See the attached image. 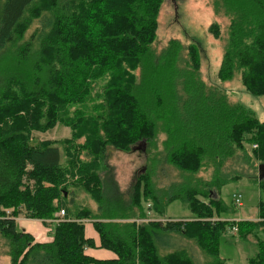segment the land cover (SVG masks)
<instances>
[{"label":"trees","instance_id":"obj_1","mask_svg":"<svg viewBox=\"0 0 264 264\" xmlns=\"http://www.w3.org/2000/svg\"><path fill=\"white\" fill-rule=\"evenodd\" d=\"M163 1L0 0V235L9 264H196L191 245L203 264H229L218 254L219 238L234 226L238 237L254 238L248 264H264V238L257 237L263 204L256 220H227L222 216L233 206L218 196L223 184L242 177L264 189L251 171L253 161L264 165V120L204 84L194 43L170 39L155 53ZM212 6L231 18L218 79L238 75L248 92L264 95V0ZM34 19L38 26L26 39ZM215 24L210 32L218 37ZM103 77L99 102L69 115L68 105L82 102ZM56 123L71 136L32 142L33 132ZM158 131L167 136L166 161L185 180L161 195L151 166L136 179L128 205L107 196L98 171L105 147L150 145ZM210 167L211 179L196 176ZM71 186L96 202V212L73 206ZM173 199L192 216L169 218ZM60 210L63 219L52 223ZM21 214L41 221L47 238L18 228ZM86 223L96 237L86 235ZM86 249L112 256L96 258Z\"/></svg>","mask_w":264,"mask_h":264},{"label":"rangeland","instance_id":"obj_2","mask_svg":"<svg viewBox=\"0 0 264 264\" xmlns=\"http://www.w3.org/2000/svg\"><path fill=\"white\" fill-rule=\"evenodd\" d=\"M230 20V16L226 15L222 9L218 11L213 9L212 0H164L157 15L156 35L152 44L153 49L155 53H159L170 39H177L183 45L194 43L199 48V77L204 84L208 88L220 91L229 102L244 105L252 110L258 119L264 120V95H254L248 92L242 85L238 75H235L230 80H220L217 77L228 40ZM215 23L218 25V37H215L210 32V26ZM37 26V19H34L25 33L26 39L30 37ZM105 78L94 80L89 95L82 102L68 105L67 113L72 115L76 110H89L94 107L99 102L97 94L100 93ZM70 136L71 129L68 126L56 123L53 128L45 132H33L32 142L42 139L60 140ZM166 137V133L158 131L153 143L150 145L145 142L144 144L139 143L131 146L128 150H119L106 146L103 153V161L98 169L107 187V189L105 188L106 195L115 194L125 206L128 205L136 179L151 166V180L159 194H165L169 188L176 187L175 185L183 182L185 174L166 161L163 146ZM81 140L82 137L79 141ZM81 158L84 159L82 156ZM63 160L65 159L62 156ZM258 164L254 161L251 162L253 174H257ZM211 175V167L196 173V176L201 177L202 180L211 179ZM195 179L197 180L198 178ZM72 189V186L68 188V198L70 201L72 200L71 197L73 198V206L80 208L86 205L93 212H96L97 204L86 192L80 190L73 194L71 193ZM234 194L240 195V206L233 204ZM218 196L228 206H233L234 208L228 214L222 216V218H227V220H256L258 219V204L262 203L264 206V189L245 177L223 184L219 189ZM165 213L174 220H185L192 216L190 210L179 199H173L168 202ZM56 215L63 219L64 214L61 215L59 211ZM36 222L37 220L26 218L24 214L17 218L18 228H21V225L24 224L25 230L29 232H32L30 229H32V224ZM91 228V225L86 223L85 230L87 235L93 234ZM236 233V229H226L219 238L218 254L226 259L229 264H248V259L256 251L254 238H240ZM257 237L263 239L264 232L260 231ZM181 240L183 239H174L175 242H181ZM183 242L187 241L183 240ZM169 243L174 242L170 241ZM190 248L196 264H203V256L197 247L191 245ZM9 263L10 258L7 254V246L0 235V264Z\"/></svg>","mask_w":264,"mask_h":264},{"label":"crops","instance_id":"obj_3","mask_svg":"<svg viewBox=\"0 0 264 264\" xmlns=\"http://www.w3.org/2000/svg\"><path fill=\"white\" fill-rule=\"evenodd\" d=\"M56 218V216H54V218L52 220H50L52 223H54V219ZM17 221V218H16ZM36 221V220H35ZM37 220V222L35 224H32V229H30L32 232V234L37 238V239H46L47 235H48V228L43 226L41 221ZM24 225V224H23ZM21 225V228L25 229V227ZM87 235V233H86ZM91 237H96V234L93 232V234L89 235ZM86 249V251L88 253H91L93 256H95L96 258H107V257H111L112 253L106 249Z\"/></svg>","mask_w":264,"mask_h":264},{"label":"built area","instance_id":"obj_4","mask_svg":"<svg viewBox=\"0 0 264 264\" xmlns=\"http://www.w3.org/2000/svg\"><path fill=\"white\" fill-rule=\"evenodd\" d=\"M254 146H255V145H254ZM232 200H233V204H234V205H237V206H240V205H241L240 195H239V194H234ZM59 213L62 215L64 212H63V210H60ZM57 217H58V216L56 215V218L54 219V222L60 220V218L58 217V218H59V219H58ZM232 229L235 230L236 227L234 226Z\"/></svg>","mask_w":264,"mask_h":264},{"label":"water","instance_id":"obj_5","mask_svg":"<svg viewBox=\"0 0 264 264\" xmlns=\"http://www.w3.org/2000/svg\"><path fill=\"white\" fill-rule=\"evenodd\" d=\"M140 143L144 144V141L142 140ZM263 170H264V165L258 164V171H257L258 180L263 179Z\"/></svg>","mask_w":264,"mask_h":264}]
</instances>
